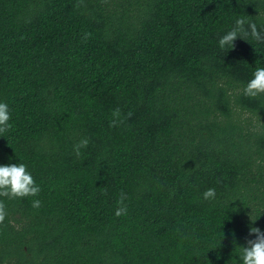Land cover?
I'll return each instance as SVG.
<instances>
[{"label":"trees","instance_id":"trees-1","mask_svg":"<svg viewBox=\"0 0 264 264\" xmlns=\"http://www.w3.org/2000/svg\"><path fill=\"white\" fill-rule=\"evenodd\" d=\"M239 18L264 34V0H0V165L40 188L0 197V264H242L264 232V94H243L264 42L221 48Z\"/></svg>","mask_w":264,"mask_h":264},{"label":"clouds","instance_id":"clouds-1","mask_svg":"<svg viewBox=\"0 0 264 264\" xmlns=\"http://www.w3.org/2000/svg\"><path fill=\"white\" fill-rule=\"evenodd\" d=\"M245 25H247V27H245ZM248 35H251L252 38L258 42H264V34L258 30L254 22L239 18L235 21V26L219 39V45L221 48L225 46L233 48V42L237 38H241L242 36L246 37ZM243 94L251 98L264 94V68H257L253 72L252 78L243 88ZM112 115L114 119L111 121L110 127H115L118 123H123V120L120 119L121 112L119 108L114 109ZM127 116L130 118L131 113H128ZM9 120L8 105L6 103H0V133H4L10 128L8 123ZM88 143L89 140L84 138L73 146V150L77 156L80 155V149L87 147ZM39 192L40 188L35 183L31 173L28 172L25 164L15 163L0 165V197H6L8 199L27 196L34 197L37 196ZM106 193L107 189L104 190V194ZM215 195V189L209 188L203 193V198L208 200L214 198ZM126 199V194L121 193L118 201L120 207L115 211L117 217L127 214V206L124 204ZM40 206V200H33V208H39ZM6 215V206L3 201L0 200V223L4 222ZM251 221L255 222V220ZM249 235H254L255 238L247 239L246 246L241 247L240 259L242 260V264H264V232L258 227H250Z\"/></svg>","mask_w":264,"mask_h":264}]
</instances>
